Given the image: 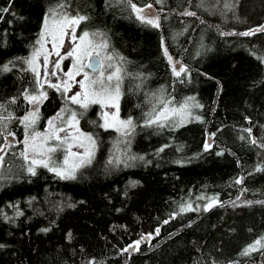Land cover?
I'll return each instance as SVG.
<instances>
[{
	"label": "rangeland",
	"instance_id": "obj_1",
	"mask_svg": "<svg viewBox=\"0 0 264 264\" xmlns=\"http://www.w3.org/2000/svg\"><path fill=\"white\" fill-rule=\"evenodd\" d=\"M89 1L92 3L91 0ZM159 1L154 0L156 4ZM132 2L141 8L152 4L151 1L147 3L146 0H132ZM173 2L171 12L161 17L158 16L160 25L158 28L147 24L146 28L152 30V32H147L149 35L146 34L147 47L145 50L144 46L138 49L137 54L139 53V55L134 59L130 58V62L123 40L119 42V39L116 38L117 34L110 31L116 24L115 18L110 13L100 14L103 20L98 22L92 12L85 11L86 0H67L66 3H63V12L69 18L82 15L87 19L79 25L69 27L60 23L64 19L63 16L53 17L49 10L46 18L43 19L40 35L33 48L31 58L34 51L39 49L41 55L32 65L36 69L38 86L40 87L44 83L58 85L57 89L65 98L61 110L49 119L52 120L60 113V118L55 120L54 124L56 129H64V131H58L57 134L62 139L67 137V143L58 147L59 163L57 157L53 160L58 165L51 168L63 166L64 158L68 155L69 144L72 146L71 152L77 154L69 157L70 164L79 163L82 157L87 159L86 150L92 151L91 171L93 173H96L100 166L124 168L126 163L141 162L140 172L131 176L130 182L126 183V186L128 188L139 187L143 198L152 197L163 221L162 232L164 234L173 233L163 252L161 264H199L198 258L191 248L193 242L196 241L192 229L195 225V234L201 235V239L204 235L203 229L211 230L213 228L209 223V219L211 220L213 217H205L204 212L212 198L218 201L229 194V192H225L227 190H225L224 182L233 175L231 158H237L239 155L241 161L238 164L242 168L260 161V152L254 148L252 140L264 142V103L257 105L254 102L252 104L249 102V97L257 98V95H260L264 99V88L256 87V81L260 76V67L253 60L252 55L250 56L248 43L244 36L232 32L226 37H220L212 28L198 27L199 29L197 28L195 33V43L198 40L199 48L197 50L193 48L192 51L186 53L184 58L186 63L193 64L198 68H205L204 62H206L208 52L217 53L221 47H225L230 53L227 60L233 69L227 86L232 118L239 125L243 118L248 119L255 116V124L250 128L245 127L246 124H244L240 129H224L218 132L210 124L207 131L203 133L201 127L207 120L204 105L209 99L210 84L200 82V86L204 88L203 93L183 94L176 103H168L166 98L169 76L173 70L172 64L164 55V49L166 48L168 55L173 58L172 54L178 48L180 41L188 34L190 28H193L196 18L194 15H185L186 12H200L208 20L217 21L228 9L232 16L230 26L233 29L247 30L259 27L264 21V2L262 0H191V2L189 0H173ZM58 6L51 9L56 10ZM107 6L110 8L106 11L124 14L125 23L128 22L127 19L130 16L136 17L127 0H111ZM147 18L154 19L156 17L149 16ZM46 19L47 27L45 26ZM54 20L57 22L54 23ZM140 24L144 23L140 22ZM61 27L64 29L62 43L60 39ZM73 27L75 28V40L72 39ZM84 32L90 34L89 39H92L95 45L104 41L107 43L106 48L89 49L91 55L96 52L100 53L98 56L99 66L95 70L88 68V56L82 57L77 63V56L68 55L76 45L80 44L79 37ZM92 33L103 35L93 37ZM141 39L143 40V38ZM259 42L264 53V39L259 37ZM54 43L55 48L53 47ZM151 47L152 52L149 50ZM45 56H47V64H45ZM109 56L112 57L111 60L107 59ZM121 58L123 59L121 60ZM57 64L59 67H56ZM74 64H76L75 68ZM80 64H83L84 67L79 74H76ZM109 64H112L113 68H109ZM117 66L123 69L118 109L113 102L105 97H96L98 102L93 103L91 102L93 97L89 95L86 108L73 102L71 98L77 93L80 94L77 98L81 102H85V91L89 93L93 91L92 86L87 89L82 87L81 81L88 85L90 80L99 77L100 72H104L106 77ZM176 68L179 71V67L176 66ZM208 70L216 73L220 69L209 68ZM85 73L88 74L89 81L85 80ZM215 76L222 79L219 75ZM190 78L194 84H197L196 81L199 77L196 74H191ZM112 84L114 85L115 81ZM126 92L131 98L134 97L132 103H129L128 109L125 104L124 107L122 105V97ZM39 93L28 96L39 95ZM189 97H195V101L188 100ZM186 101L191 115L185 117L183 123H181L179 114H169L168 120L161 121L149 130L141 131L140 127L163 111L165 104L169 109H179ZM39 102L37 104L30 103L32 111L37 108ZM195 103L202 107H194ZM72 113L76 114L78 122L75 123V127L70 123L72 122ZM195 117H200V119H195ZM129 119L132 120L130 129L124 128L119 123V121ZM106 121L113 126L104 127ZM77 128L79 131L76 130ZM138 131H141L142 134L134 142ZM52 132L53 128L47 123L44 130L37 132L42 136L36 138V143L39 144L45 136L51 135ZM35 134L27 138L29 144H32V137ZM87 136H91L95 141L94 147L86 139ZM200 136H203L204 146H211L213 143L218 145V150L211 152L212 163L201 173L187 172L174 163L162 165L147 156V153L154 147L163 144L183 152L188 151ZM74 137H78V139H74ZM24 141L22 142L23 152L25 151ZM59 144L60 141L48 140L45 148L56 147ZM80 144H83V147H80ZM221 145L232 152L233 156L229 155L231 158L222 155ZM208 148L210 149V147ZM1 149L3 151L0 152V155L4 156V161L0 166V219L3 221L14 224L16 220L21 219L32 230L40 233L45 232V229L48 230L62 215L93 213L95 211L92 202L93 196L88 191V189L94 188V180L90 179L86 184L77 186L73 181L71 183L61 179L55 172L57 177L52 180L51 178L49 180L37 179L30 184L22 179V175L29 166H32L31 160L33 158L44 159L50 163L53 153L41 156L29 149L28 160L21 156V158L10 161L5 153V147ZM261 171L260 174H257L258 176L256 175L247 183L248 189H264V163L261 165ZM169 181H174L170 188ZM126 186L124 188L122 186L115 187V190L122 188L118 206L125 205L130 201V197L126 194L128 191V189L125 190ZM161 188L164 189L162 193L159 192ZM84 191L85 193H83ZM79 192L82 194L78 195ZM188 205L191 206V210L180 211L181 206ZM182 224L189 226L187 233L183 230ZM257 241L260 243L257 244ZM199 242L206 245L205 251L210 256L219 258L224 254V251L215 247L216 241L213 237L206 235ZM245 243L247 252H251L252 255L254 253L253 257L258 258L257 261L263 262L264 220L258 230L257 237L250 236V240Z\"/></svg>",
	"mask_w": 264,
	"mask_h": 264
},
{
	"label": "trees",
	"instance_id": "obj_2",
	"mask_svg": "<svg viewBox=\"0 0 264 264\" xmlns=\"http://www.w3.org/2000/svg\"><path fill=\"white\" fill-rule=\"evenodd\" d=\"M91 1L92 3L86 0L85 11L92 12L98 22L103 20L100 14L110 13L115 18L116 24L110 31L117 34L116 38L119 42L123 40L124 44H122L126 48L129 59L136 58L139 55L138 49L142 46L144 50L146 49V36L149 35L147 32H152L151 29L146 28L147 24H140L141 21L132 16L125 23L124 14L106 11L110 8L107 3L111 0ZM150 1L155 6L159 17L171 12L174 4L173 0H160L157 4L154 0ZM66 2L67 0H0V68L4 65H8L9 68V71H0V105H3V108H0V118H3L0 120V149L5 147V153L10 161L21 158L22 142L26 137L44 130L50 117L60 111L65 102L61 91L51 87L52 84L44 83L42 88L41 85L38 86L36 73L27 61L31 58L39 38L43 19L51 8ZM194 13L196 21L193 28H190L172 54L173 62H178L176 66L179 68L184 66L188 72L182 73L179 77L173 73L170 74L167 102L176 103L183 94H201L204 88L200 86V82L209 83V99L204 105L207 120L201 127L203 133L207 131L210 124L218 132L224 129H240L244 124L249 128L254 126L255 116L243 118L239 125L232 118L227 86L233 69L227 60L230 53L225 47H221L217 53L208 52L204 62L205 68L186 63L184 58L188 51L199 48L198 40L195 43L198 27L212 28L220 37H226L232 32L239 35L252 32V35L241 36L246 38L250 56L252 55L251 57L260 67L256 87L263 89L264 53L259 37L264 39V31H256V29L264 28V21L259 27L240 30L230 26L232 16L228 9L217 21L208 20L200 12ZM149 50L152 52V47ZM209 68L220 70L212 73L208 70ZM191 74L199 77L197 84H194L190 78ZM215 75L221 76L222 79ZM41 91L46 93V98H42L37 108L33 110L38 113V119L26 128L22 121L25 116L33 112L27 97L29 94ZM133 100L134 97L131 98L126 92L122 97L123 107L125 104L128 109L129 103ZM249 102L261 105L264 99L260 95H257V98L251 96ZM156 124L158 123L151 125L145 123L140 129L141 131L149 130ZM141 131H138L134 142L139 139ZM203 142V136H200L197 142L185 152L163 144L154 147L147 156L162 165L174 163L187 172L201 173L212 163L211 152L218 150L217 144L213 143L210 149H206ZM252 144L260 152V161L244 168L238 164L241 161L239 155L237 158H231L232 152L222 145L220 147L223 151L222 155L231 158L233 175L224 182L225 190H227L225 192L229 194L204 212L205 217H213L209 219L210 226L213 228L203 229L204 235L200 239L201 235L195 234L196 227L193 226L192 232L197 242H193L191 248L199 264H264V261H257L258 258L253 257L254 253L252 255L245 248V242L250 240V236L257 237L264 220V189L250 190L247 187V183L262 172L264 142L253 139ZM58 150L59 148L53 153L48 167L35 165V175L26 170L23 172L22 179L32 184L37 179L51 178L52 180L57 177L55 172L49 169L58 165L60 161ZM55 157L58 159L57 164L53 162ZM140 163H126L124 168L100 166L96 173L91 171L92 166L89 163L76 170L74 179L60 177L67 182H75L77 186L86 184L90 179L94 180V188L88 189L93 196L92 202L95 208L93 213L62 215L48 230L40 233L32 230L21 219L16 220L14 224L0 219V264H161L163 252L173 233L162 232L163 221L154 199L143 198L139 187L126 186V183L130 182V177L140 172ZM238 180L241 182L237 183ZM173 184L174 181H169V188ZM116 186H122V188L126 186L125 190L128 189L126 194L130 197V201L127 204L118 206L122 188L115 190ZM163 190L161 188L159 192L162 193ZM81 194L82 192L78 193V195ZM182 227L187 233L189 226L182 224ZM157 229H159L158 234ZM206 235L213 237L216 241L214 246L224 251L221 257L216 258L206 253V245L199 242ZM136 241L141 242L136 245ZM130 245L133 246L132 250L129 249Z\"/></svg>",
	"mask_w": 264,
	"mask_h": 264
},
{
	"label": "snow or ice",
	"instance_id": "obj_3",
	"mask_svg": "<svg viewBox=\"0 0 264 264\" xmlns=\"http://www.w3.org/2000/svg\"><path fill=\"white\" fill-rule=\"evenodd\" d=\"M127 3L129 5V7L132 9V11L136 14V17L142 23H146L148 25H151V26L157 27V28L160 26L159 25L158 15L156 13L152 12L151 5H147L146 7L141 8V7H137V5L132 2V0H127ZM63 9H64V5L63 4L59 5L58 9H56V10L50 9V13H51V15L53 17H56V16H63L64 17L63 21L60 22L61 24H66L67 26L71 27L73 25H79L82 21H85L87 19V17L82 16V15H80V16H72L71 18H69L63 12ZM184 14L185 15H195L194 12H186ZM149 16H154L156 18L148 19L147 17H149ZM56 22L57 21L54 20V23H56ZM45 26L47 27V19L45 21ZM256 31H264V28L256 29ZM72 32H73L72 39L75 40L76 36H75V28L74 27L72 28ZM63 35H64V29H63V27H61L60 28L61 43L63 41ZM91 35L93 37H95V36H102L103 34H101V33H92ZM240 35H245V36L252 35V32H245V33H241ZM89 36H90V34L88 32H84L79 37L80 44L76 45V47L73 48L72 52L68 53L69 56H72V55L77 56V63L80 62V59L82 57H84V56L90 57L91 56V52L89 51V49H94L96 47H99V48H106L107 47L106 41L100 43L99 45H95L93 40L89 39ZM54 40H55V37H54ZM38 43H40V42L38 41ZM41 46H43V45H41ZM55 46L56 45L54 43L53 47L55 48ZM57 54H59V53H57ZM40 55H41V52H40L39 49L34 51L32 58L27 61L29 63V65L31 66V65L35 64L37 58ZM99 55H100V53L96 52V56L98 57ZM164 55L167 56V58L169 60V63L172 64V70H173V74L175 76L179 77L182 73L186 74L188 72V69L186 67H184V66H180L179 71H177L176 64L178 62H173V58L168 55V52H167L166 48L164 49ZM107 59L111 60L112 57L109 56V57H107ZM122 59L123 58H121V60ZM262 59H264V58H262ZM44 60H45V64H47V56L44 57ZM98 63H99V61H98ZM56 67H59V64H57ZM73 67L75 68L76 64H74ZM83 67H84V65L80 64V67L77 68L76 74H79V72L83 69ZM108 67L109 68H113V65L109 64ZM35 70L36 69L33 68V71H35ZM0 71H9L8 65H4L2 68H0ZM122 71H123V69L121 67L117 66V67L114 68V71H112L106 77L104 75V72H100L99 77H97L96 79L90 80V81H89L88 74L85 73L84 74L85 75V80L89 81V84L86 85L84 83V81H81L80 82L81 86L85 87L86 89L89 86H92L93 87V91L91 93H89L88 91H85V93H84L85 102H81L77 98L80 95L79 93H77V95L73 96L71 99L73 100L74 103H79V104H81L82 107L86 108L88 106L87 100H88L89 95H91L93 97V99L91 101L93 103L98 102L96 97H105L110 102H113L115 104V106L117 107V109H118V100H119V96H120V82L122 80V76H121ZM69 75L71 77V74H69ZM113 81H115L114 85L112 84ZM50 86L54 87V88H58L59 87L58 85H55V84H52ZM42 87L43 86L41 85V88ZM96 89H98V90H96ZM65 91H67V88H65ZM41 98H46V93H44L43 91H41L39 93V95H30V96L27 97L29 102L33 103V104H37L41 100ZM188 100L195 101V97H189ZM168 103H171V101H169ZM193 106L194 107H202V105H200L198 103H195ZM0 108H3V105H0ZM169 114H172V115L179 114L180 117H181V123H183L184 122V118L191 115L190 111L188 110L187 101L184 104H182L179 109H177V108L169 109L168 105L165 104L164 108H163V111H161L154 119H149L147 121V124L151 125V124H154V123H160L161 121H164V120H168ZM10 118L11 117H9V119ZM59 118H60V113H58L56 117H53L52 120H49L48 123H49V126L51 128H53V132L51 133V135L45 136L43 138V140L39 144L36 143V138L42 136L41 133H36L35 136L32 137V141H33L32 144L28 143V139L26 137V139L24 141L25 151L20 154L25 160L29 159V155H28L29 149H31L37 155L47 156L49 153L56 152L58 147H61L64 144L67 143V137L62 139L57 134L58 131H64L63 128L56 129V127H55L54 121L59 119ZM2 119L3 118H0V120H2ZM36 119H38V113L33 111V112H30L27 116L24 117L22 123H25V127L27 128L31 124H34ZM195 119H200V117H195ZM70 123H72L73 127H75V123H78L76 121V114L75 113H72V122H70ZM119 123L124 128H129L130 129L131 126H132V120L131 119L125 120V121H119ZM112 126L113 125L107 123V121H106V123L104 125V127H112ZM76 130L79 131L78 128ZM118 130H120V129H118ZM248 131H250V130H248ZM81 136H83L82 133H81ZM52 139L60 141V144L57 145L56 147H47V148H45V145L47 144L48 140H52ZM74 139H78V137H74ZM86 139L92 144L93 147L95 146V141L92 140L91 136H87ZM253 143H255V141H253ZM71 147L72 146L69 144L68 145V155H66L65 158H64L63 166L49 169L50 171L56 172V174L58 176H60L61 178H64V179H74L75 178V172H76V170L78 168H80L81 166H83L85 164L91 163L92 151L91 150H86L87 159L82 157V158H80V162L79 163L70 164L69 163V157L77 155L76 153H72L71 152ZM80 147H83V144H80ZM205 147L207 149L208 147H210V145H206ZM162 150L163 149H161V151ZM2 151H3V149H0V152H2ZM49 159H51V157H49ZM133 159H135V158H133ZM141 159H143V158L141 157ZM3 161H4V156L0 155V166L3 165ZM31 165L32 166H29L27 171L32 173L33 175H35V167L34 166L35 165H43L44 167H48V160L33 158L31 160ZM240 182H241V180L237 181V183H240ZM217 202L218 201L215 198H212L211 202L207 205L205 210H207V208L212 207ZM249 203H251V202H249ZM188 210H191V206L190 205L181 206V209H180L181 212L188 211ZM165 223H167V221H165ZM45 231H46V229H45ZM158 232H159V229H157V234H158ZM69 236H70V234H69ZM135 243H136V245H139L140 241H136ZM256 243L259 244L260 241H257ZM129 247H132V246L130 245ZM125 251H127V249H125Z\"/></svg>",
	"mask_w": 264,
	"mask_h": 264
},
{
	"label": "water",
	"instance_id": "obj_4",
	"mask_svg": "<svg viewBox=\"0 0 264 264\" xmlns=\"http://www.w3.org/2000/svg\"><path fill=\"white\" fill-rule=\"evenodd\" d=\"M151 10H152V12L157 14L156 8L153 4H151ZM98 61H99V57H97L96 54H92L87 61L88 68L91 70L97 69L99 66ZM129 249L132 250L133 246L129 247Z\"/></svg>",
	"mask_w": 264,
	"mask_h": 264
},
{
	"label": "flooded vegetation",
	"instance_id": "obj_5",
	"mask_svg": "<svg viewBox=\"0 0 264 264\" xmlns=\"http://www.w3.org/2000/svg\"><path fill=\"white\" fill-rule=\"evenodd\" d=\"M146 2H147V3H149V2H150V0H146ZM77 16H80V15H77Z\"/></svg>",
	"mask_w": 264,
	"mask_h": 264
}]
</instances>
